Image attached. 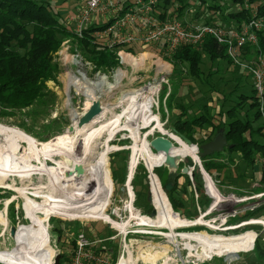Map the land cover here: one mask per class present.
<instances>
[{"label": "rangeland", "instance_id": "1", "mask_svg": "<svg viewBox=\"0 0 264 264\" xmlns=\"http://www.w3.org/2000/svg\"><path fill=\"white\" fill-rule=\"evenodd\" d=\"M40 1L48 3L50 8L59 14L60 21L71 31L74 30L75 24L73 18H75L77 11L82 7L80 0ZM226 1H228V3L222 5L223 9H221V11H215L208 10L205 7L198 8L194 0H188L189 5L180 13L177 11L178 6L176 1H173L172 5L166 9L163 18L160 17L161 8L154 7L155 12L152 15V18L154 16V18L160 23L170 19H176L186 29H191L196 25H209L224 33H231V31L236 28L230 21L229 14L239 11L240 7L235 4L233 5L230 0ZM219 4L221 5L220 2ZM71 18L72 20H70ZM106 18H108V16L104 18H96L94 24L102 23ZM262 31H264V28H262ZM74 44L75 43L72 41L63 43L53 57V61L58 65L59 70L57 72L56 81L46 83L47 94L43 100L39 103L33 104L31 108L13 111L12 113H9L10 111H8L7 115H0V126L17 130L34 139L39 145L47 143L53 138L69 131L74 124L71 115L74 113L73 117L77 118L78 121L81 115L92 103V101L88 102V99H86L87 97H85L81 91L77 90L79 83H77L78 86H76L73 81L74 79L80 80V75L83 74L90 82H96L99 77L103 76L106 78V82L113 86L114 76L120 71L122 73L120 82L118 85H115L113 89L106 90L101 87L92 89L96 95L95 101L99 102L102 108H105V111L102 110L104 114L98 119L97 126L109 123L115 117L120 118V123L118 124L119 127H117V131L113 136L106 133L102 137H99V139H95L92 144V147L94 146L93 150H95V155L97 156L94 159V181L89 193V198L92 200L93 205L102 207L103 210L105 209V212L110 203L109 197L111 195V187L108 186L107 181L109 180L111 182L112 180L110 177L106 180L108 173H112L114 166L118 165L122 168L125 183V179L129 172L128 167H130V162L134 155V136L133 131L127 129L129 125L137 128V134L146 144L160 134L157 130V125L162 126L164 131L171 130L174 121L178 119L176 115L179 112L177 106L185 109L187 114L200 113L203 111L201 109L207 107V112L209 111L216 115V118L212 121L217 123V120L220 118V116L217 115L219 105L217 95L220 96V93L226 94L234 87H237L242 94L248 95L251 93L250 91L252 89L251 86L253 80L246 69L235 63L226 64L224 61H219L218 64L211 66L209 60L204 54H202V65L200 66L202 72L201 77L202 80L205 81V77L209 75L206 81L208 84L203 83L200 78L191 79V76L186 69L181 66H174L170 61V58L166 59L165 55L161 56L150 50L146 51L144 47L142 48L140 46V49H136L137 47L133 45L131 46L132 52L130 54L136 58L137 63L133 64L126 62L123 66H119L108 72L95 71L92 65L90 66L87 64L83 50ZM193 47L200 49V46ZM244 52L245 53L242 54L240 61L246 65L250 61H253L256 56L253 52ZM162 69H166V73H162ZM161 76H164L167 81L162 85L160 84L161 93L159 95V104H157V106H151V101L148 97H146L147 99L145 101L143 100V102H139V99L143 96L141 94V96L138 95V97H136V95V98L130 97V100L126 103L121 102L122 95L127 93L138 94L140 90L147 87V82H157ZM155 78H157V80L151 81ZM211 87L217 90V94L208 92ZM173 93H175V98L172 107L169 108L166 105L167 102L166 104L161 103L165 94L173 95ZM87 103L90 105H87ZM206 111L205 113L207 114ZM153 115L159 119V122L158 120L153 119ZM259 123L263 124L261 118L253 124L254 127H256L255 125H260ZM209 130L210 128L204 127L195 134V138L198 140L205 138L206 135H208ZM10 143L11 142L7 139H0V183H2L0 185V232L5 225H7V227L15 228L17 220L20 221L19 224L28 226V221L23 218V210L27 209V213L32 221L33 218L31 213L33 210L41 211L46 220L50 218L48 222L50 247L48 248V246L45 245V255H42V257H45V260H42V258L39 257V253L34 249L35 247L44 244L42 240L39 241L38 239L39 234L36 225L37 240L31 245L28 243L29 241H26V238H24L27 227L22 228L21 232H17L15 241L9 235L4 234L3 238L7 239V248L11 249V247L16 244V249L13 251L14 254L8 253L6 254V257H4V255H1L0 253V258H2L6 264H49V260L53 253H59L61 256L62 253L63 255H69L72 252V246L70 243L73 240L74 235L78 232L83 233L88 238H105L110 234L115 235L116 232L110 229L108 230L109 227L107 224L102 222V220L105 219L99 215V213L93 208V205L75 202L48 204V202L53 201L59 202L58 200L56 201L54 189L52 191L50 189L42 190V193L39 194V199L35 200L26 194L30 191H26L25 195L22 196L17 190H15L26 186L29 188H44L43 186H45V188H47L49 183H57L61 179V176L58 175L59 169L55 165L59 163L61 159L59 156H54L47 160L45 158L37 159L33 156L34 154L29 153L28 161H26L21 167H17V165L13 163L12 158L9 157L12 154ZM200 144V141H198L197 144L194 145L196 146L195 149H197V151L193 148V152H195L196 155L200 151ZM174 145L178 147V145ZM21 147L26 150L28 148L26 143H22ZM150 152L156 154L152 151ZM150 152L148 155L149 157H146V164L150 163L151 165L152 163L151 167L154 169L153 172H151V176H154L158 180L161 191L163 192L167 203H169L167 195L168 190L165 188V178L169 172L162 164H160L157 158V160L154 161V156ZM113 156H117V158L115 157L113 160ZM226 156L227 153L224 157L212 159L213 162L221 164L223 162V164H225L224 170L220 173V176L214 179L204 171L201 160L196 158V161L190 155L184 157V162L181 163L179 169L187 167L192 170V174H194L195 170L198 171L200 174L199 176L203 179L202 189L204 194L207 193L209 188L207 181L204 178L206 175L214 181L219 193L224 196L229 194L243 195L244 193L251 192L253 189L260 186L261 170L264 169L263 163L258 160L251 166L236 161L233 163H227L226 160L228 158H226ZM103 157L104 160H102ZM136 158H138V164L136 166L135 174L133 175L134 178L132 177L133 181L131 180V187L135 198L134 207L141 211L142 215L138 214L139 216L152 218L150 214L155 208L152 194H150L151 187L147 183L148 172L146 170L145 162L142 159L143 157L136 156ZM153 162L156 167L153 165ZM140 167L145 169L147 173H144H146V175L143 174ZM213 173L216 175V172ZM118 175L120 176L119 173ZM143 176L146 186L143 185ZM227 176L230 177L233 183L230 182L228 178H225ZM113 177L115 192L111 201L114 203L115 207H120V209H122L121 206L123 205V202L127 200L125 191L120 190V187L124 185V183L121 185L118 182L119 180L115 181L116 176L114 174ZM187 177L190 179L188 180L191 181L192 176L187 175ZM188 180L181 177L178 179L177 184L180 187L182 186V188H185L184 186ZM225 183L228 184V186H226ZM191 190L188 193L187 186L183 198L188 201L185 204L189 207L188 210L190 213L194 211V207H196L198 201V198L197 201L195 200L197 191H194L193 189ZM47 194L50 196V201L48 200V196H46ZM207 202H209V198ZM206 204L207 203H205L204 207ZM168 205H170V203ZM197 206L202 212L203 208L199 205ZM169 207L172 211L171 206ZM196 210L198 213L197 207ZM49 211H52L54 217L50 215L47 216ZM109 212H111V209H109ZM198 216H196L194 221L197 220ZM44 218L36 217V219H39L40 221H43ZM182 222L186 223L184 224L186 227H172V222L168 223L170 225L165 226L158 224L159 226L157 225V227L135 226L134 229H139L143 231L144 234L129 237L131 238L130 240L132 243L134 242L133 240L136 241L135 246H132V257L134 259L138 258L139 254L142 252L145 254V257L148 258L146 259L148 263L153 262L154 259H156L159 264H184L181 261L189 262L186 264H194L197 263L198 260L210 259L216 255L220 258L213 257L212 260H206L203 264H263L262 262L257 261L251 252L239 253L238 255L232 254L233 252L230 251V247L227 243L219 241L216 236L212 237L207 235L204 232V227L198 226L190 228L186 219ZM132 224L133 223H130V225ZM250 228L255 229L254 227H246L244 229ZM59 230H61V234L59 233ZM237 232L240 231H236L235 233ZM250 233L254 234L253 232ZM58 237H61L60 242H57ZM168 237H173L178 241V248L173 246V243ZM207 238H215V244L220 246L226 244L227 248H229L228 252L230 256L225 257L215 250L212 251L206 244H204V240ZM189 254L191 255L189 256ZM111 255L114 257L110 259L115 260V253ZM141 255L140 258L142 259ZM60 263L69 264L64 261V259L62 260V258L60 259Z\"/></svg>", "mask_w": 264, "mask_h": 264}, {"label": "trees", "instance_id": "2", "mask_svg": "<svg viewBox=\"0 0 264 264\" xmlns=\"http://www.w3.org/2000/svg\"><path fill=\"white\" fill-rule=\"evenodd\" d=\"M173 1L177 3L178 13L189 5L188 0H156L155 7L161 8V18L164 17L166 9L172 5ZM194 1L198 8L205 7L208 10L215 11H221L223 9L222 5L228 3L226 0ZM133 2L134 0L123 1L116 15H121ZM230 2L240 7L239 11L229 14L230 21L236 29L241 28L252 20L264 18V0H230ZM112 20L110 19L105 23L92 24L83 29L80 36H77L74 30L71 31L60 21L59 14L54 12L49 4L44 1L0 0V115H7L8 111L12 113L13 111L31 108L33 104L43 100L47 94L46 83L55 82L59 70L58 65L53 61V57L65 41H72L75 43L74 45L81 48L85 55L84 58L94 67L95 71L108 72L119 67L118 57H116L118 51L131 53L132 45L122 46L115 44L108 46L96 36V33L105 30ZM257 37L256 47H248L245 51L253 52L255 55H261L264 58V31L257 32ZM133 46L137 47L136 49H140L136 44H133ZM145 50L161 55L164 46L151 45L145 47ZM202 54L207 57L211 66L216 65L218 60H223L226 64L231 63L226 54L225 46L217 44L212 38H206L200 49L189 46L178 48L171 56L170 61L174 66H181L186 69L191 79L200 78L203 83H206L209 75L205 77V81L201 77ZM251 88V93L248 95L242 94L237 87H234L226 94L220 93V96L217 95V100L219 101L217 115L220 116L217 123L212 121L216 115H212L209 111L207 112V107L201 109L203 111L200 113L187 114L185 109L177 106L179 110L178 119L174 121L171 128L175 130L177 135L184 136L194 145L200 141L199 148L209 143L220 130H223L222 134L227 141V148L222 153H214L209 158L201 159L204 171L213 179L220 176L225 164L223 162L222 164L213 162L212 159L224 157L226 153L227 163L236 161L243 162L248 166L253 165L258 159L264 158V125L260 123V125H255L256 127L253 125L260 120L258 100L255 92H253V82ZM208 92L217 94V90L213 87ZM174 94H169L164 103L166 104L167 102L166 105L169 108L172 107L175 98ZM204 127L210 128L208 135L201 140L196 139L195 134ZM195 150L197 151V149ZM115 157L117 158V156H113V160ZM153 159L154 161L157 160L155 156ZM102 160H104V157ZM153 165L155 166L154 162ZM180 169L176 173H167L165 178V188L168 190L167 195L170 205H168L169 203H167L165 196L164 202L160 203L152 199L156 209V216L147 218L162 222H176L184 221L182 219L193 220L198 216L197 206L190 213L189 207L185 204L188 201L183 198L188 186V193L191 189L197 191L198 201L196 205L203 208L208 200L202 189L203 179L199 176V172L195 170L192 180L189 181L190 179L187 175L180 173ZM140 170L146 175L147 172L144 168L140 167ZM213 172H216V175ZM113 174L116 176L115 181L119 180L118 182L121 185L124 183L125 178L122 168L118 165L114 166L112 173H108L106 180L109 177L112 180L111 182L107 181L108 186L111 187V195L113 193V184H115L112 179ZM229 176L225 178H228L233 183ZM181 177H184L185 180L189 179L184 186L185 188L177 184L178 179ZM142 181L143 185L146 186L144 176ZM262 190H264V169L261 170L260 186L251 192L257 193ZM169 206H171L173 213L178 214L181 219L172 213ZM261 210H264V206L252 213L247 212L242 216L238 215L237 218L230 220V223L253 218L255 215L260 214ZM25 211L27 212V209ZM48 215H52V211H49ZM27 216L30 218L28 213ZM59 231L61 234V230ZM216 237L219 241L227 243L231 252L238 254L247 251L251 247L254 234L248 231L242 235L231 236V238L226 240L222 237ZM24 238L29 241L30 245L35 243L37 240L35 224L26 228ZM57 240V242H60L61 237H58ZM254 242L251 254L257 261L264 264V242H262L261 237H258ZM70 244L73 252V241ZM96 251L99 253L103 252L101 249ZM72 252L69 255H63L62 253V260L64 259V261L69 263Z\"/></svg>", "mask_w": 264, "mask_h": 264}, {"label": "built area", "instance_id": "3", "mask_svg": "<svg viewBox=\"0 0 264 264\" xmlns=\"http://www.w3.org/2000/svg\"><path fill=\"white\" fill-rule=\"evenodd\" d=\"M80 1L82 3V7L79 11H77L75 18L73 19L75 24V34L80 36L82 34V30L94 24L96 18H104L108 16V18H106V20L102 23L108 22L110 19L113 20L105 30L96 33V36L100 40L104 41V44L108 46H113L115 44L131 46L136 44L142 48H145L151 45H163L164 50L161 56L165 55L166 59L171 58V56L180 47L201 46L205 42L206 38H212L217 44L225 46L226 54L231 60V63L240 65L246 69L248 73H250V76L253 80V92H255L258 100V111L264 125V58L261 55H255V59L246 65L240 61L241 56L245 53L244 51L246 48L256 47L258 39L257 32L262 31V28H264V18L252 20L249 23H246V25H243L241 28L231 31V33H224L209 25H196L191 29H186L176 19H170L160 23L154 18V16L152 18V15L155 12L154 7L156 5V0H134L132 5L129 6L121 15L116 14L123 4L122 0ZM67 42L68 41L64 43ZM123 56L130 57L132 55L125 51H118L116 57H118L119 66L126 64V62L123 60ZM87 64L91 66L90 63L87 62ZM161 71L162 73H166V69H162ZM157 78L152 79L151 81H155ZM88 81L89 80L83 74L80 75V80L78 79V83L82 84L83 87L88 86ZM166 81L167 79L164 76H161L157 82H147V87L143 89L144 93L139 99V102H143V100L148 97V99L151 100V106H157V104H159V95L161 93L160 84L162 85L164 82L166 83ZM168 95L165 94L161 103H165ZM94 101L95 99L92 100V102ZM152 117L159 122V119L156 116L153 115ZM157 130L160 132V134L157 135L158 137L166 138L172 141L173 144L178 145L175 139L180 138L171 130L164 131L162 126L161 129ZM258 161L264 164V158H260ZM135 170L136 168L134 169L132 175H130L129 170L124 185L120 187V190H124L127 196V200H125L121 206L122 209H120V207H115L114 203L111 201L115 192L114 186L113 193L110 197V203L105 212L110 220H102V222L107 224L109 227L108 229L116 232L115 235H110L108 238L100 239L96 237L88 238L81 232L76 233L72 240L74 243V250L72 252L69 264H145L140 258L142 252L139 254L138 258L134 259L132 257V246H135L136 241L133 240L134 242L132 243L130 240L131 238H129L131 236L144 234L143 231L134 229L135 226L143 227L139 225V220H134L131 218L132 212H138L139 215H142L141 211L134 207L135 198L131 187V180L135 174ZM146 170L148 172L147 181L149 185L152 174L147 168ZM204 178L208 180L206 181L209 189L205 195L209 198V202H206L207 204L205 207H203L202 212L196 205L198 208L197 214L199 215L197 220L194 221L193 219L186 221L189 223H197L190 224V227H204V232L207 235L212 237H222L225 240L227 238H231V236L242 235L248 231L253 232L254 238L251 247L247 251L240 253L252 252L255 244L254 241H256L258 237H261L262 242H264V210H261L262 212L260 211V214L255 215L253 218H249L244 221L230 223V220L237 218L238 215L241 216L247 212L252 213L257 209L262 208L264 206V190L257 193L247 192L243 195L229 194L224 196L219 193L216 184L208 175L204 176ZM43 187L45 188V186ZM44 188H29L28 191L30 192H28L27 195L33 200L39 199V194L42 193V190L47 189ZM36 192H38V194H36ZM130 193L133 194V197H131ZM195 198L197 201V194L195 195ZM108 208L111 209V212H109ZM25 210H23V218L24 220L28 221V226L19 224V220L16 221V226L14 228L15 235L12 238L14 241L16 239L17 232H21V229L24 227H31L33 225L32 220L27 216V212ZM34 215L39 218H44V214L41 211H35ZM175 215L179 217L177 214ZM49 220L50 218L44 222V225L46 226L45 232L47 233V239L44 240L46 241L45 243L48 248L50 247V241L48 237ZM130 223L133 224L130 225ZM246 227H254L255 229L259 230L252 228L244 229ZM9 230L10 227H7V225L3 226L1 236L4 234L9 235ZM236 231L240 232L235 233ZM114 243L116 245L114 249L112 247L105 246ZM15 249L16 244H14V246L5 253V257L6 254L12 253ZM97 249H101L103 252L99 253L96 251ZM114 253L116 258L115 260H112L110 259L113 257L111 254ZM57 255H59V253L52 254L49 264L54 263V259ZM213 257L220 258L216 255ZM213 257L201 261L198 260V262L195 264H203L204 261H210L213 259ZM181 262L183 263V261Z\"/></svg>", "mask_w": 264, "mask_h": 264}, {"label": "bare ground", "instance_id": "4", "mask_svg": "<svg viewBox=\"0 0 264 264\" xmlns=\"http://www.w3.org/2000/svg\"><path fill=\"white\" fill-rule=\"evenodd\" d=\"M123 60H125V62H130L133 64L137 63L136 58H134L133 56H130V57L123 56ZM121 76H122V73L118 71L116 75L114 76L113 86L109 85L106 82V78L102 76V77H99L96 82L89 81L88 86L86 87H83L81 84H79V87H77V90L81 91L82 94L85 97H87L86 99H88V102H90L94 100L96 97L95 92H93L92 89H96L100 87L105 88L106 90L113 89L115 85L119 84ZM73 81H74V84L78 86L77 84L78 80L74 79ZM143 93H144V90H140L138 94L137 93L124 94L122 95L121 102L126 103L128 100H130L129 99L130 97H135L136 95H137L136 97H138V95L140 94L143 95ZM146 99L147 98H145V100ZM87 105H90V104L87 103ZM102 110L105 111V108H102ZM103 111L100 114V116L104 114ZM71 116H72L71 118H73L72 121L74 122V124L71 126L73 129V132L70 133L67 131L65 134L57 136L47 143H42L39 145L31 137H28L25 134L17 130H13V129L3 127V126H0V139L2 138L5 140L7 139L8 141L11 142L10 144L12 148V154L9 157L12 158L13 163L16 164L17 167L18 166L21 167L26 161H28L29 153L34 154L33 156H35L37 159L45 158L46 160L54 156L55 157L59 156L61 161L57 163L55 166H57L59 169L58 175L61 176V179L57 183H54V182L49 183L47 187V189H50L51 191L53 189L55 190L56 201L58 200L59 202L53 201V202H48V204L75 202V203H81V204L87 203V204L93 205L92 200L89 198V193L92 188V183L94 181L95 169L93 166H94V159L96 158L97 155H95V150H93L94 146L92 147V144L94 143L95 139L97 138L99 139V137H102L106 133L110 136H113L114 133H116L117 131L116 130L117 127H119L118 124L120 123L119 122L120 118L115 117L109 123H106V124L104 123L98 126H90V127L88 126L89 128L87 126H84L82 128H79L77 125V118L73 117L74 113ZM97 119H95V121H97ZM157 128L161 129V126L157 125ZM127 129L132 130L133 136H134L133 137L134 138V146H133L134 155L132 156V160L130 162V167H129L130 175L133 174L134 169L137 166L138 158H136V156L143 157L142 159L145 162L147 169L152 172L153 170V167H151L152 163L151 165L150 163L146 164L147 163L146 157L147 158L149 157L148 155L150 152V150L148 149L147 143L145 144L143 142L144 140L142 141V139L139 137V135L137 134L138 133L137 128L135 126L129 125ZM175 140L178 143V147H176L175 149H172L173 150L172 153L179 154L182 157H186L190 155L194 160L197 161L198 159L197 155L195 154V152H193L194 146L186 145L181 140V138L180 139L176 138ZM22 143H26V146L28 147L27 150L21 147ZM153 155L159 160L160 164H162L163 159H164L163 154L161 153V154H153ZM70 162L73 163L72 164L73 167L75 166L81 167L82 172L80 174L76 173L73 167L72 168L69 167L68 164ZM69 172H71L70 176L68 175ZM150 179L151 181L149 185L151 187L150 194H152V199H154L158 203L164 202L163 201L164 195L161 191L158 180L154 176H151ZM1 184L2 183H0V185ZM28 188L29 187L26 186V187L15 189V190H17L23 196L25 195L26 191L29 190ZM36 194H38V192H36ZM130 195L131 197H133L132 193H130ZM46 196H48V194ZM49 197L50 196H48V198ZM48 200L50 201V198ZM93 208L99 213V215L102 218H104L105 220L109 219L107 217V214L104 213L105 209L103 210L102 207L100 206L97 207L95 205H93ZM35 211L36 210H33L32 212L33 222L37 226V231L39 234L38 239L39 241L42 240L44 244H41L40 246H37L34 249L37 253H39V257L42 258V260H45V257H42V255H45V245H46L45 242L46 241L44 239H47V233L45 232L46 227L44 226V222L46 221V219L44 218L43 221L36 219V216L34 215ZM50 216H54V215H50ZM131 218H133L134 220H139L138 222L139 225L143 227H157L158 224H161V226L170 225L168 224L170 222H167V221L161 223V221L159 220H152V219L147 218L146 216H143V217L139 216L138 212H132ZM184 224L186 223L172 222L171 226L175 228H182V227H186V225ZM188 224L190 225V224H197V223L188 222ZM42 233H43V237H42ZM169 239L173 243V246L178 248L177 247L178 241L175 240V238L173 237ZM215 243H216L215 238H207L206 240H204V244H206L212 251L215 250L218 253L226 257L230 256L228 252L229 248H227L226 244L225 245L223 244V246H220ZM11 254H14V252H12ZM232 254H236V253H232ZM190 255L191 254H189V256ZM141 256L144 261L148 259L145 257L144 253H142ZM183 263L186 264V262H183ZM153 264H156V263H153Z\"/></svg>", "mask_w": 264, "mask_h": 264}, {"label": "water", "instance_id": "5", "mask_svg": "<svg viewBox=\"0 0 264 264\" xmlns=\"http://www.w3.org/2000/svg\"><path fill=\"white\" fill-rule=\"evenodd\" d=\"M102 107L99 102L94 101L91 103L89 108L81 115V117L77 121V125L79 128H82L84 126H97L98 119L100 118V114L102 113ZM99 117V118H98ZM98 118V119H97ZM97 119V121H95ZM88 127V128H89ZM70 133L73 132L72 127L69 129ZM173 133H176L174 129H172ZM223 130H220L219 133L207 144L201 146L199 149V153L197 154L198 160H201L203 158H206L211 156L214 153H222L225 148H227V141L223 136ZM179 138L188 146H194L192 142L188 139H186L184 136L179 135ZM148 149L156 154H163V162L162 165L167 169L169 173H175L179 170V167L182 162H184V157H182L179 154L172 153L176 146L172 143V141L163 138V137H155L152 140H150L147 143ZM72 162H70L68 165L69 167L72 166ZM75 172L80 174L82 172L81 167L75 166L73 167ZM147 168V166H146ZM192 170L187 167H182L180 169V173L182 175H190L193 178V174L191 173ZM71 172L68 173L70 176ZM150 199V198H149ZM151 217L156 216V210L153 209V211L150 214ZM54 217V216H52ZM9 235L11 238L15 235V229L13 227L9 230ZM61 256L57 255L54 259L53 264H60Z\"/></svg>", "mask_w": 264, "mask_h": 264}, {"label": "crops", "instance_id": "6", "mask_svg": "<svg viewBox=\"0 0 264 264\" xmlns=\"http://www.w3.org/2000/svg\"><path fill=\"white\" fill-rule=\"evenodd\" d=\"M74 19V18H73ZM70 20H72V18L70 19ZM219 61H223V60H218L217 61V64H218V62ZM219 106V105H218ZM179 113V112H178ZM178 113L176 114V115H178ZM218 113V112H217ZM212 115H214L213 113H211ZM214 118H216V116L214 117ZM11 228V227H10ZM109 230V229H108ZM2 232V231H1ZM1 232H0V253H1V255H4V257H5V253L6 252H8V250L10 249V248H7V245H6V240L7 239H5V238H3V235L1 236ZM7 235V234H6ZM111 235V234H110ZM110 235H108L107 237H105V238H108ZM105 238H100V239H105ZM106 246V245H105ZM107 247H108V245H107ZM109 247H112L113 249L116 247L115 246V243L114 244H109ZM108 249H110V248H108ZM145 264H148V261L146 260V261H144L143 259H141ZM153 263H158V261H156V259H154V261L153 262H149V264H153ZM0 264H6L3 260H2V258H0ZM61 264V263H60ZM159 264V263H158Z\"/></svg>", "mask_w": 264, "mask_h": 264}, {"label": "flooded vegetation", "instance_id": "7", "mask_svg": "<svg viewBox=\"0 0 264 264\" xmlns=\"http://www.w3.org/2000/svg\"><path fill=\"white\" fill-rule=\"evenodd\" d=\"M171 131H172V128H171ZM174 134H176V133H174ZM177 135V134H176ZM179 136V135H178ZM194 145V144H193ZM196 147V146H195ZM153 172V171H152ZM192 180V179H191ZM150 181H151V179H150ZM150 181H149V184H150ZM175 214V213H174ZM178 215V214H177ZM179 216V215H178ZM179 218H180V216H179ZM181 219V218H180ZM177 223H179V222H182V221H176ZM190 228H192V227H190ZM193 230H195V229H193Z\"/></svg>", "mask_w": 264, "mask_h": 264}]
</instances>
